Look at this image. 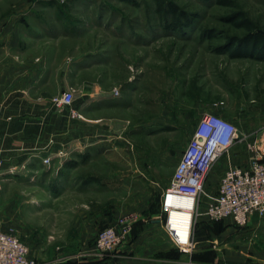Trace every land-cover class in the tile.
<instances>
[{
	"label": "rangeland",
	"instance_id": "374dc122",
	"mask_svg": "<svg viewBox=\"0 0 264 264\" xmlns=\"http://www.w3.org/2000/svg\"><path fill=\"white\" fill-rule=\"evenodd\" d=\"M168 1L192 19L190 25L182 22L183 30L166 29L152 0H0V14L23 8L24 15L35 18L43 45L49 38L54 43L53 34L58 47L71 49L73 43L74 58H82L77 68L94 63L97 79L112 96L102 113L120 118V125L92 146L101 152L88 153L95 161L88 169L97 177L79 200L56 201L40 189L41 209L25 227L34 243L51 233L64 234L72 203L80 200L89 209L105 205L108 216L118 207L133 210L123 217H156L160 189L169 184L204 112L219 109L237 127L229 158L221 157L211 169L206 190L217 188L228 159L247 167L264 151V61L215 50L226 36L241 33L222 20L234 10L246 13L264 31V0H232L233 7L216 0ZM207 30H214V36ZM112 105L115 110L108 108ZM192 242L189 252L178 251L200 257L201 264H264L250 258L254 251L264 255V216H253L241 227L227 219L200 217ZM227 250L243 251V260H228Z\"/></svg>",
	"mask_w": 264,
	"mask_h": 264
},
{
	"label": "crops",
	"instance_id": "0c3cea01",
	"mask_svg": "<svg viewBox=\"0 0 264 264\" xmlns=\"http://www.w3.org/2000/svg\"><path fill=\"white\" fill-rule=\"evenodd\" d=\"M23 10L0 14V230L17 231L14 235L40 264H201L200 257H186L168 239L160 210L156 217L136 216L128 237L108 254L98 255L94 249L98 227L116 225L132 209L113 207L108 216L105 205L89 209L80 200L72 203L64 234L51 233L35 243L30 239L25 227L41 209L40 189L56 201L79 200L85 186L97 177L88 169L95 161L86 157L90 151L101 152L92 146L120 125V118L102 113L106 98L112 96L97 79L96 65L88 61L83 69L77 68L82 58H74L73 43L71 49L58 47L54 34L53 45L51 38L43 45L35 18ZM67 89H75L71 106L55 108L51 97ZM70 108L79 116L72 117ZM60 150L62 157L56 156ZM44 157H50L49 164H43ZM253 216L258 215L251 214L247 223ZM225 257L243 260L244 254L227 250ZM250 258L264 261L256 251Z\"/></svg>",
	"mask_w": 264,
	"mask_h": 264
},
{
	"label": "built area",
	"instance_id": "2783aa9c",
	"mask_svg": "<svg viewBox=\"0 0 264 264\" xmlns=\"http://www.w3.org/2000/svg\"><path fill=\"white\" fill-rule=\"evenodd\" d=\"M113 94H118L117 88ZM73 98V90L67 89L53 95L51 104L64 109L71 106ZM69 113L72 117L79 116L73 108ZM236 139L237 127L232 121L216 112L202 113L174 167L169 184L161 192L162 228L182 252L191 250L195 224L200 217L212 221L229 219L241 227L246 225L251 214L264 216V151L257 152L247 168L234 165L228 159L215 191L206 190L209 172L221 157L229 158V150ZM56 156L62 157L64 152L60 150ZM42 162L49 164L50 157H44ZM133 218L122 217L116 225L99 229L94 241L96 253L114 252L129 232ZM0 264L40 263L30 256L28 246L14 233L0 230Z\"/></svg>",
	"mask_w": 264,
	"mask_h": 264
},
{
	"label": "trees",
	"instance_id": "16d2710c",
	"mask_svg": "<svg viewBox=\"0 0 264 264\" xmlns=\"http://www.w3.org/2000/svg\"><path fill=\"white\" fill-rule=\"evenodd\" d=\"M152 2L155 5L156 12L165 20L164 26L166 29L180 31L184 28L182 25L183 21L184 25H190L192 22L189 15L180 9L177 4L168 0H152ZM216 3L221 6H234L232 0H216ZM168 17H170V19ZM222 20L224 23L230 24L233 28L241 30V33L238 35L226 36L223 44L215 47L217 52H225L231 58L250 57L264 61V31L256 22L241 10H234L224 15ZM207 32L214 36V30H207ZM204 33H206V31H204L203 34Z\"/></svg>",
	"mask_w": 264,
	"mask_h": 264
}]
</instances>
